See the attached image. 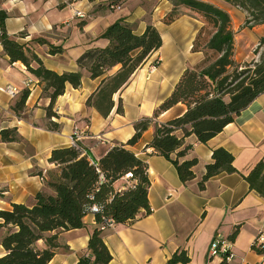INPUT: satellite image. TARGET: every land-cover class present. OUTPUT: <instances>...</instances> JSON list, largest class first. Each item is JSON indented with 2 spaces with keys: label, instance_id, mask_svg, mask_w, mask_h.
<instances>
[{
  "label": "crops",
  "instance_id": "1",
  "mask_svg": "<svg viewBox=\"0 0 264 264\" xmlns=\"http://www.w3.org/2000/svg\"><path fill=\"white\" fill-rule=\"evenodd\" d=\"M202 1L227 11L235 32L247 19L246 12L222 0ZM60 4L66 6L59 8ZM94 4L88 6L85 0H33L31 5L26 0L0 2L1 9L10 13L6 21L8 35L31 46L48 69L58 73L80 70L83 75L80 88L67 85L65 94L56 100L54 113L57 116L52 121L61 125L60 131L48 130L45 126L49 121L46 108L50 105V98L43 95L42 85L26 67L20 62L12 63L0 46V132L17 128L22 138L20 142L6 143L0 136V210L10 211L13 204L33 206L38 193H52L47 181L52 173H59L60 166L49 159L53 150L73 146L71 136L75 127L83 131V138L78 142L83 155L94 164L98 165V161L116 145H126L135 135V124L154 116L188 68L184 67L173 84L170 87L168 84L165 89L164 84L156 82L155 74L148 71L161 48L114 96L116 106L111 114L102 117L87 106L102 78L92 79L86 69L79 67L78 59L92 49L106 47L109 41L101 35L120 18L142 34L149 24L156 27V21L171 12L173 6L168 0H124L117 10L110 11L104 5L98 7ZM67 8L68 15L62 17L61 13ZM76 10L89 12L91 16L80 19L75 16ZM191 20L194 19L185 15L178 22ZM196 24L193 40L202 26L198 21ZM261 28L264 25H260L259 30ZM22 31L28 36L17 37ZM36 39H44L48 44H38L34 41ZM49 44L60 46L62 52L50 54ZM237 51V59L245 60L246 57L238 55ZM194 54L201 56V53ZM27 81L32 82L30 88L26 87ZM7 85L18 87L20 94L12 99L4 92ZM24 90H29L30 96L22 117H19L13 107ZM120 99L124 114L117 113ZM184 111V105L178 104L163 112L154 119L138 143L127 146L148 165L151 213L131 225H119L102 232L112 255L109 264H167L176 252L181 251L190 257L188 264H264V255L252 249L258 235L264 233V196L252 191L245 180L259 162H264V93L206 144L199 142L195 135L186 138L185 143L191 149L184 160L198 159L193 169L195 177L187 184L181 181L170 161L148 148L156 126L181 116ZM179 136H182L181 132ZM217 148H224L234 156L236 172L216 176L206 183L204 190H200L198 184L206 166L213 162L212 153ZM131 185L129 179L122 178L115 182L114 188L121 191ZM96 227L95 215L88 213L82 228L60 232L59 247L49 264H78L82 256H89V240ZM236 228L239 233L231 241L230 236ZM7 231L5 227L0 228V257L6 252L2 239ZM214 239L231 242L234 253L231 261L209 255Z\"/></svg>",
  "mask_w": 264,
  "mask_h": 264
},
{
  "label": "trees",
  "instance_id": "2",
  "mask_svg": "<svg viewBox=\"0 0 264 264\" xmlns=\"http://www.w3.org/2000/svg\"><path fill=\"white\" fill-rule=\"evenodd\" d=\"M123 1L116 0L118 3ZM171 1L173 8L163 19L166 25L179 20L181 10H188L203 19L191 49L192 53H201L203 59L184 70L173 92L153 117H145L135 124V135L128 143L113 147L98 161V165L75 146L52 151L50 162L60 166L59 173H52L47 181L52 193H38L33 206L13 204L10 211L0 210V228L8 229L2 239L6 252L0 257V264H49L59 247V233L82 228L84 218L93 206H98L100 211L94 214L97 227L89 240L90 255L82 256L78 264H109L112 255L103 240L102 218L115 219L117 226L131 225L151 213L148 165L127 146L138 143L160 114L178 104L184 105L185 111L181 116L156 126L148 148L170 161L181 181L187 184L195 177L193 169L198 159L184 160L191 149L185 143L186 138L195 135L199 142L206 144L264 93V36L255 51V54H260L259 60L238 62L235 59L236 34L227 11L202 0ZM222 1L246 12L248 26L264 25V0ZM9 18L10 13L0 9V46L12 63H22L42 85L43 95L51 100L46 108L49 121L45 126L58 132L61 125L52 121L57 116L54 113L56 100L65 94L67 85L75 89L82 86V72L58 73L48 69L31 46L21 44L17 38L8 35L6 21ZM27 36V32L22 31L17 37ZM101 38L108 40L109 44L86 52L78 59V65L86 69L92 79L102 78L98 89L89 97L87 106L107 118L116 106L114 96L162 48L163 38L154 25L149 24L139 34L124 18L110 25ZM34 41L48 44L44 39ZM48 46L52 55L62 52L60 46ZM159 64L160 61H156L155 65ZM115 68L116 71L111 73ZM29 96L30 91L24 90L13 107L19 117H22ZM117 113L124 114L121 99L117 104ZM0 136L6 143L22 140L17 128L2 130ZM212 159L198 184L200 190L205 189L210 179L236 172L234 156L226 149L213 150ZM128 173L132 174L129 179L132 185L116 191L115 182ZM245 180L252 191L264 196V162H259ZM238 233L239 228H236L230 240L234 241ZM258 237L252 249L264 255V244H258ZM190 261L188 254L181 251L176 252L167 264H188Z\"/></svg>",
  "mask_w": 264,
  "mask_h": 264
},
{
  "label": "rangeland",
  "instance_id": "3",
  "mask_svg": "<svg viewBox=\"0 0 264 264\" xmlns=\"http://www.w3.org/2000/svg\"><path fill=\"white\" fill-rule=\"evenodd\" d=\"M3 0H0L2 2ZM17 1V0H15ZM70 1V0H69ZM88 3V6H91L92 3H96L94 5L98 7H106L110 11H114L117 9L111 8V4L113 5H120L122 6V3L116 2V0H106V1H95V0H85ZM171 5L173 6V3L171 0H168ZM71 2H74L71 0ZM26 3L28 5L33 4V0H26ZM66 6V4H60L59 8H63ZM1 9V5H0ZM69 13V8H67L65 11H63L62 17L67 16ZM190 16L194 20H191L190 22H178V20L171 24L166 25L163 21L164 18L156 21V27L159 30V32L162 35L163 38V47L161 49V53H158L153 60L151 66H149V73L155 74L154 78L156 79V82H159L160 84H164V88L166 89V86L169 84V87L171 84H173V81L177 78V76L180 74L181 70L184 67H192L200 62L201 59H203V55L197 56L196 54L191 52V45L193 36H194V30L197 27L196 21L200 23V25H203V19L200 17L195 16L192 12H189L188 10H181L179 11V15ZM247 15V14H246ZM91 16V13H86V19H88ZM181 17V18H182ZM34 19V16L32 17ZM32 19V20H33ZM180 20V19H179ZM196 20V21H195ZM202 20V21H201ZM260 25L250 27L246 24V20L238 27L237 32H235V59L238 62H245V61H251V60H259L260 54H255V51L257 50L260 39L263 36H260L264 34V28H261L259 30ZM59 34V33H58ZM165 39V40H164ZM236 50L237 54H241V56L246 57L245 60H238L236 57ZM263 51V48L260 50V52ZM200 57V59H199ZM158 58V59H157ZM161 60L160 66H156V61ZM168 88V87H167ZM164 90H162L163 92Z\"/></svg>",
  "mask_w": 264,
  "mask_h": 264
},
{
  "label": "built area",
  "instance_id": "4",
  "mask_svg": "<svg viewBox=\"0 0 264 264\" xmlns=\"http://www.w3.org/2000/svg\"><path fill=\"white\" fill-rule=\"evenodd\" d=\"M74 2H77L79 0H73ZM95 1H103V0H95ZM106 1V0H104ZM111 8L113 9H118L120 7V5H110ZM75 16L80 18V19H84L86 18V13L80 11V10H76ZM26 87L30 88L32 85L31 81H27L25 82ZM4 92H6L12 99L16 98L21 90L14 86V85H7L4 88ZM83 138V131L81 129H79L78 127H75L73 134L71 136L72 142H73V146L78 147L81 149V147L79 146L78 142ZM94 164V163H93ZM97 165V164H95ZM46 174V172L43 173V175L41 176V179L44 180V175ZM132 177L131 173H128L126 175V179H130ZM100 211V208L98 206H93L90 210V213L92 214H96ZM117 227V223L115 221V219L113 218H109V217H103L102 218V225H101V230L105 231L107 229H115ZM258 244H264V233L261 232L260 236L257 239ZM209 255L212 257H223L226 261H231L234 258V253L232 252V244L230 241L228 240H222V239H214L213 242L211 243L210 249H209Z\"/></svg>",
  "mask_w": 264,
  "mask_h": 264
}]
</instances>
